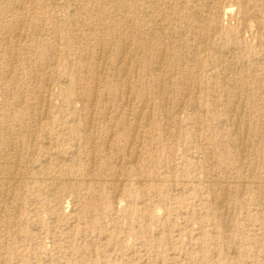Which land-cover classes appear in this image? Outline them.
I'll list each match as a JSON object with an SVG mask.
<instances>
[{
	"label": "rangeland",
	"instance_id": "rangeland-1",
	"mask_svg": "<svg viewBox=\"0 0 264 264\" xmlns=\"http://www.w3.org/2000/svg\"><path fill=\"white\" fill-rule=\"evenodd\" d=\"M261 74L264 0H0V264H264Z\"/></svg>",
	"mask_w": 264,
	"mask_h": 264
},
{
	"label": "bare ground",
	"instance_id": "bare-ground-1",
	"mask_svg": "<svg viewBox=\"0 0 264 264\" xmlns=\"http://www.w3.org/2000/svg\"><path fill=\"white\" fill-rule=\"evenodd\" d=\"M114 2H116L118 5H122V4H124L125 2H126V0H114ZM183 36V35H182ZM123 38V37H122ZM124 40V39H123ZM124 42V41H123ZM125 43V42H124ZM124 43H122V45L124 44ZM129 43V42H128ZM100 45H102L101 43H100ZM126 45H127V43H126ZM99 49H100V47H98ZM104 48V47H103ZM124 49V48H123ZM127 49V48H126ZM163 50V49H162ZM102 51V50H101ZM121 52V51H120ZM119 52V54H122V53H120ZM126 52V51H125ZM164 52V51H163ZM100 55V54H99ZM163 55V54H162ZM101 56V55H100ZM123 56H124V53H123ZM106 57V56H105ZM121 58V57H120ZM160 60V59H159ZM104 61V60H103ZM121 61V60H120ZM95 64V63H94ZM98 64V63H97ZM162 64V63H161ZM97 66V65H96ZM104 66V65H103ZM159 67V66H158ZM160 68V67H159ZM157 71V70H156ZM228 71V70H227ZM255 71V70H254ZM258 72V71H257ZM160 74V73H159ZM261 75H263V74H261ZM156 76V75H155ZM264 76V75H263ZM96 77V76H95ZM160 88H162V87H160ZM236 89V88H235ZM168 92V91H167ZM236 95V94H235ZM145 102H146V100H144ZM145 105V104H144ZM234 110H235V108H234ZM232 116V115H231ZM236 116H239V115H236ZM136 118V117H135ZM239 118H241V117H239ZM139 119V118H138ZM245 120V119H244ZM239 121H240V119H238L237 117H236V119H235V122H237V123H239ZM241 122V121H240ZM244 122V121H243ZM137 123V122H136ZM236 124V123H235ZM245 124H246V122H245ZM238 125V124H237ZM239 126V125H238ZM247 126V125H246ZM90 127V126H89ZM240 128V127H239ZM238 128V129H239ZM246 129V128H245ZM134 132V131H133ZM244 134V133H243ZM246 134V133H245ZM134 136V135H133ZM45 138V137H44ZM93 143V142H92ZM242 144V143H241ZM93 157V156H92ZM18 160V159H17ZM13 164V163H12ZM16 167V166H15ZM11 174V173H10ZM12 175V174H11ZM14 176V175H13ZM13 176H11V177H13ZM10 179V178H9ZM80 183V182H79ZM221 197V196H220ZM223 197V196H222ZM225 198H227V197H225ZM223 199V198H222ZM220 200V199H219ZM223 202V201H222ZM219 204V203H218ZM217 205V204H216Z\"/></svg>",
	"mask_w": 264,
	"mask_h": 264
}]
</instances>
